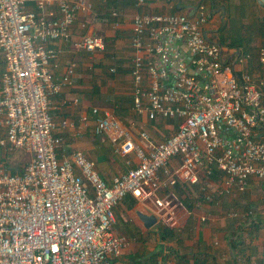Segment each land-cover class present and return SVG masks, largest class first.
<instances>
[{"label":"built area","instance_id":"obj_1","mask_svg":"<svg viewBox=\"0 0 264 264\" xmlns=\"http://www.w3.org/2000/svg\"><path fill=\"white\" fill-rule=\"evenodd\" d=\"M93 9L86 0H0V264H129L130 238L116 232L115 218L125 198L157 225L181 232L192 212L177 185L199 186L211 204L244 193L252 178L264 182V81L235 71L250 54L225 58L207 32L205 3L192 14L133 19V113L161 124V139L146 129L133 134L107 108H93L78 123L54 119L53 100L73 86L77 64L58 77L60 49L53 46L69 43L78 18ZM75 48L92 54L106 43L85 33ZM259 63L264 69V48ZM93 120L95 135L115 154L133 157L111 182L84 152L65 151L62 135H80ZM16 151L31 155L22 173L6 163Z\"/></svg>","mask_w":264,"mask_h":264},{"label":"crops","instance_id":"obj_2","mask_svg":"<svg viewBox=\"0 0 264 264\" xmlns=\"http://www.w3.org/2000/svg\"><path fill=\"white\" fill-rule=\"evenodd\" d=\"M86 1L93 5L91 14L78 18L72 27L69 43H57L53 46L60 49V62L56 69L58 77L63 75L71 62L77 64L73 86L53 100L57 108L52 113L54 119H68L78 123L80 118L89 114L93 108H108L126 125H139L141 129L154 128L156 123L133 113L131 71L135 55L130 42L133 19L137 13L192 14L197 7L193 5L192 0H145L140 10L135 8L137 0ZM201 1H205L211 12V19L206 28L209 35H213L211 32L214 29L219 33L222 28L221 20L225 16L223 27L228 39L227 44L222 45L225 58L231 61L239 51L250 54L248 64H236L235 71L246 70L257 81L263 82L264 69L259 63V50L264 48V5L259 0ZM29 8L33 9V6L30 5ZM113 12L118 13L117 18L112 16ZM216 18H219L217 24ZM116 23H119L118 27H115ZM83 24L86 25L85 28H82ZM85 33L103 38L106 43L105 50L92 54L77 51L75 43ZM114 67L116 73L111 74ZM94 124L90 121L83 128L82 134L77 136L73 129L66 131L64 135L67 146L71 147L70 152L79 150L88 154L89 158H95L100 175L107 182H111L115 176L127 172L128 167L122 158L115 155L106 138L95 135ZM158 125L160 127L156 126L157 128L163 127ZM158 138L161 139L162 136ZM115 210L123 223V229L116 228V232H124L130 240H135L132 236L134 232L128 231L141 229L135 220L139 213L135 199L130 196L125 198ZM189 210L192 216L184 229L181 232L173 231L176 238L164 244L157 229L145 228L138 216L142 224L141 234L145 233V230H152L147 234L153 235L152 232H155L160 241L154 244L155 252L148 253L137 251L131 244L126 250V257L139 255L142 264L143 260L151 264L149 258L162 249L163 254L157 258L156 264H264V182L252 178L244 193L211 204L198 202ZM231 212L239 216L232 218ZM125 216L133 220V227L131 222L125 220ZM202 218L205 221H202Z\"/></svg>","mask_w":264,"mask_h":264},{"label":"rangeland","instance_id":"obj_3","mask_svg":"<svg viewBox=\"0 0 264 264\" xmlns=\"http://www.w3.org/2000/svg\"><path fill=\"white\" fill-rule=\"evenodd\" d=\"M192 2H193V5H195L196 7H198V5L201 3V0H192ZM219 18H216V23L215 24H217ZM221 21H222V28L219 29V33H218V31H216L217 29H214V31L211 32L213 35L210 34L211 38L213 40H215L216 42H218L219 44H220V40L223 39V38L225 39V42H228V39L226 38V35H225L226 32H225L224 27H223L224 24H225V16H223V18H222ZM216 34H217V37H215ZM221 47H223V46H221ZM128 118H131V117H128ZM126 120H128V119H126ZM128 121H131V120H128ZM127 125L130 126L128 128H130V130H132V133L135 134V135L141 129L139 127V125L132 126V125H130L128 123H127ZM156 126L157 127H160V125L159 126L156 125ZM156 126L154 125V128H152V127L146 128V130H148L154 136L155 139H158L159 140L158 137H161L162 136V131L161 132H158L155 129ZM62 136H63V140H64L63 143H64L65 149H66L65 151H66V153H68L67 150L70 151L71 147H68L67 146L68 145V142H67L66 136L64 134ZM86 155H88V154H86ZM91 158H93V157H91ZM30 159H31V155L30 154H28V153H26L24 151H16V152H14L13 154H11L6 159V163L9 166L10 169L15 170V169L21 168L24 163H29ZM92 160L96 161L95 158H93ZM125 217H126L125 220H128L127 221L128 223L131 222V225L133 227L134 226V223H132L133 220L129 216H125ZM137 217L138 216H135V220L137 221L138 226L141 228L139 230L140 231L139 233H142L141 232L142 231V224L139 222V220H138ZM115 218H116V221H117V228L119 230L123 229V223L120 222V220H119V218L117 216L116 210H115ZM158 227H159V225H156V227L153 228V229L156 230V229H158ZM123 234L125 235L126 233L123 232ZM135 240H132L131 239L130 240V245L132 244L133 247L137 248L138 249L137 251L140 250L139 252L148 253V252L154 251V249H155V245L154 244H156V242L160 241V237L155 232L153 233V235H150V234H147V233H143V234H141V238L140 239H138V237H137V239H135ZM126 255H127V253H126ZM126 255H125V258L129 260V257H126ZM125 261L126 260H124L123 262H125Z\"/></svg>","mask_w":264,"mask_h":264},{"label":"trees","instance_id":"obj_4","mask_svg":"<svg viewBox=\"0 0 264 264\" xmlns=\"http://www.w3.org/2000/svg\"><path fill=\"white\" fill-rule=\"evenodd\" d=\"M204 2L205 1H201V3H204ZM220 44H221V46L227 44L225 42L224 38L220 40ZM239 52L246 54L245 51H239ZM0 66H2V68L4 67V62H3V59L1 58V56H0ZM111 74H113V73H111ZM69 152L70 151H68V153ZM27 166H28V163H24L21 168H18V169H15V170L11 169V171L13 173H22V172L25 171ZM175 191H176V194L178 195V197L183 201V203L186 205V207L188 209H191L198 202H203V198H202V195L200 193L199 186H196L194 188V192H193L190 189H188L186 187H183L182 185L179 184V185H177L175 187ZM128 231L134 232L133 235H132L134 239H137L136 238L137 236L139 237V239L141 238V233H139L140 231L138 229H133V230L128 229ZM150 231H152V230H148V231L145 230V233H147V232L149 233ZM157 232L160 234L161 241H162L163 244L166 243V242L172 241V240H174L176 238L175 237V233L173 231H171L170 229L165 228V227L159 226L158 229H157ZM152 233H154V232H152ZM162 254H163L162 249H161V251L158 250V253H154V256H151L149 258V261L151 262V264H156L157 258L160 255H162ZM129 260H130L129 264H142V261L139 259V255L130 256ZM143 264H147V261L143 260Z\"/></svg>","mask_w":264,"mask_h":264},{"label":"water","instance_id":"obj_5","mask_svg":"<svg viewBox=\"0 0 264 264\" xmlns=\"http://www.w3.org/2000/svg\"><path fill=\"white\" fill-rule=\"evenodd\" d=\"M259 2L264 5V0H259ZM138 216L147 229H152L157 225V219L154 216H148L141 212L138 213Z\"/></svg>","mask_w":264,"mask_h":264},{"label":"clouds","instance_id":"obj_6","mask_svg":"<svg viewBox=\"0 0 264 264\" xmlns=\"http://www.w3.org/2000/svg\"><path fill=\"white\" fill-rule=\"evenodd\" d=\"M137 2V1H136ZM136 4V3H135ZM136 8V7H135ZM140 9H141V7H140ZM139 9V10H140ZM142 14V13H141ZM100 109V108H99ZM108 109V108H107ZM112 110V109H111ZM113 111V110H112ZM114 112V111H113ZM91 113V112H90ZM89 113V114H90ZM114 114L116 115V113L114 112ZM87 115V114H86ZM116 117H117V115H116ZM121 121V120H120ZM93 122H94V120H93ZM122 122V121H121ZM123 123V122H122ZM125 126H127V127H129L128 125H126L125 123H123ZM138 133V132H137ZM96 136H103V135H96ZM138 136V135H137ZM104 138H106L105 136H103ZM107 139V138H106ZM107 141L109 142V140L107 139ZM110 143V142H109ZM111 144V143H110ZM112 145V144H111ZM113 147V146H112ZM113 149V151H114V147L112 148ZM67 152H68V150H67ZM69 153H71V152H69ZM116 156H118V157H120V158H122L125 162H126V165H127V167H128V169L130 168V167H132L133 165H131V166H128V164H127V162H128V160L130 159V158H133V157H125V158H123V157H121V156H119V155H117V154H115ZM94 161V160H93ZM95 163H96V161H95ZM96 167H97V163H96ZM97 170H98V167H97ZM128 171V170H127ZM99 172V171H98ZM124 173H126V172H124ZM122 174V173H121ZM231 213H235V212H231ZM239 215L237 214V216L236 217H238ZM236 217H234V218H236Z\"/></svg>","mask_w":264,"mask_h":264}]
</instances>
